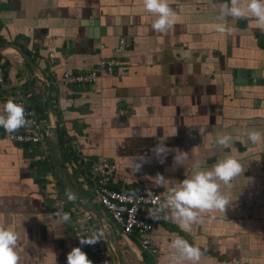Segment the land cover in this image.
I'll use <instances>...</instances> for the list:
<instances>
[{
	"label": "crops",
	"instance_id": "crops-1",
	"mask_svg": "<svg viewBox=\"0 0 264 264\" xmlns=\"http://www.w3.org/2000/svg\"><path fill=\"white\" fill-rule=\"evenodd\" d=\"M218 2L169 0L176 22L161 34L153 32L156 17L143 0H0V37L34 57L30 60L49 80L56 123L74 151L71 160L87 156L89 170L92 161L114 162L113 186L131 192L165 191L154 185L158 173L171 187L191 174L196 161L210 168L232 154L243 166L230 192L223 189L234 201L226 213H205L192 234L159 220L152 233L158 250L150 253L140 248L137 235L121 233L94 201L93 181L80 168L70 173L65 161L59 172L66 189L96 213L68 200L54 174V139L47 134L43 139L50 163L36 162L27 144L6 139L0 128V224L11 223L19 231L21 264H67L74 247L92 260L73 230L75 212H87L104 231L106 245L113 248L112 253L107 245L112 264H171L170 244L177 235L201 248L199 264H264V139L258 144L247 139L251 130L264 133V30L253 20L229 18L231 34L220 35L212 27ZM120 39L125 46L116 51ZM0 58L5 62L0 113L8 96L21 97L47 125L45 85L15 52ZM101 58L129 65L101 73L91 84L59 82L63 71L87 72ZM200 127L206 128L203 136ZM221 133L233 137L231 148L216 144ZM160 141L189 153L183 166L175 165V152L160 163L152 153ZM137 156L149 159L134 172ZM44 177L52 182L41 181ZM58 211L69 213L70 221L63 222Z\"/></svg>",
	"mask_w": 264,
	"mask_h": 264
},
{
	"label": "clouds",
	"instance_id": "clouds-1",
	"mask_svg": "<svg viewBox=\"0 0 264 264\" xmlns=\"http://www.w3.org/2000/svg\"><path fill=\"white\" fill-rule=\"evenodd\" d=\"M143 7L156 17L151 25L153 32L165 33L175 25L177 10L172 7L169 0H143ZM219 13L217 22L212 25L213 29L220 35H230L232 29L226 21L232 20H253L258 28L264 30V0H219ZM22 103H17L9 98L3 106V113H0V128L7 133L18 132L21 128L31 126L32 121ZM199 134L203 136L206 128L200 127ZM233 137L230 134H217L216 144L222 148H231ZM247 139L252 144H258L264 139V133L251 130L247 133ZM169 152H175L174 163L176 166H183L188 160L189 153L180 149H170L160 141L153 149V155L164 163ZM148 157L137 156L132 160V169L137 172L143 163L148 162ZM191 174L186 173V178L177 185L169 186V179L162 174L153 178L156 187L165 189V197L161 201L156 197L151 202L154 208L150 212L153 219L171 220L178 224L182 231L192 234L193 226L204 222L205 213L226 211L233 206V200L229 193L223 191L225 187L230 190L233 187V180L242 171L243 166L235 155H225L214 165L203 167L200 161L192 165ZM69 201L76 199V194L70 190L66 191ZM151 198V192H147ZM63 222L70 221L71 216L67 212L58 211ZM104 231H93L91 234L80 238L81 245H94L103 240ZM20 233L11 223L0 224V264H21L19 252ZM171 264H199L203 252L195 243H190L179 235L170 244ZM67 264H93L86 252L81 247H74L67 254Z\"/></svg>",
	"mask_w": 264,
	"mask_h": 264
},
{
	"label": "built area",
	"instance_id": "built-area-1",
	"mask_svg": "<svg viewBox=\"0 0 264 264\" xmlns=\"http://www.w3.org/2000/svg\"><path fill=\"white\" fill-rule=\"evenodd\" d=\"M125 46L124 40H119L116 51H121ZM129 61L118 58H101L95 66L87 72H76L71 69L63 71L59 77V82L63 85L91 84L96 81L101 73L113 74L117 69L125 68ZM5 83V62L0 58V87ZM13 98L17 103H22L28 113V118L32 121L31 126L21 128L18 132L7 133L2 128L3 136L13 142L25 143L28 145L30 158L36 162L50 163V152L47 149L44 136L47 134L48 125L41 122L37 114L25 104L21 97L12 95L5 99ZM37 147V148H34ZM90 159L82 154L77 156V160H69L65 163L67 170L72 173L75 169L88 165ZM90 173L94 181L92 186L93 199L99 203L106 212L109 213L112 221L120 228L124 235L135 234L139 240V246L150 253H156L158 248L154 242L152 233L156 223L161 219H153L150 216L154 208L151 202L156 197L162 201L165 191L155 190L145 187L137 192H131L124 188H117L112 184V177L115 171L114 162L106 159L92 161L90 163ZM52 180V178H50ZM151 192V198L147 197V192ZM77 217L73 225L75 234L83 238L93 231H99L96 224L91 222V216L87 212L76 213ZM87 250L93 264H112L110 253L105 239L94 245H87Z\"/></svg>",
	"mask_w": 264,
	"mask_h": 264
},
{
	"label": "water",
	"instance_id": "water-1",
	"mask_svg": "<svg viewBox=\"0 0 264 264\" xmlns=\"http://www.w3.org/2000/svg\"><path fill=\"white\" fill-rule=\"evenodd\" d=\"M90 25L94 26L96 24H91ZM95 31V32H94ZM93 32L96 34V29ZM8 51L15 52L33 71V73L40 79V81L45 85L46 87V99H47V109H46V116H47V135L50 136L52 139L56 141V167L54 170V174L57 177L59 183L63 187L65 191H68L64 185V181L62 176L60 175L59 168H60V151H59V143H58V138L56 136V115L53 109V104L51 100V85L49 80H47L46 76L36 67V65L30 60L29 57H27L19 48L15 47L14 45L8 44L4 46H0V53L5 54L8 53ZM40 180V179H38ZM41 181H44L45 183H51L52 180L48 179L47 177H44L41 179ZM45 183L41 185V188H45ZM56 193L58 192L57 190L55 191ZM45 198L48 197L47 194L44 195ZM75 201L80 204L82 207H84L86 210H89L92 213H96L94 209L86 205L85 203L81 202L79 199H75ZM107 245L109 247V250L113 253V248L111 244L107 241ZM117 264H120L119 261H117Z\"/></svg>",
	"mask_w": 264,
	"mask_h": 264
},
{
	"label": "trees",
	"instance_id": "trees-1",
	"mask_svg": "<svg viewBox=\"0 0 264 264\" xmlns=\"http://www.w3.org/2000/svg\"><path fill=\"white\" fill-rule=\"evenodd\" d=\"M6 43L7 42L0 37V46L5 45ZM25 54L32 61H34V57H32L28 52H25ZM51 88H52V86H51ZM45 109H46V105L43 108V117H46V115L44 113L45 112ZM34 112L37 114V111L36 110ZM56 136L58 138V143H59L60 165H62L63 162L71 160V158H72V156L74 154V151H73L72 146H71L70 138L66 135V132L63 129V127L60 126L57 123H56ZM74 160H77V158L74 159ZM54 166H55V163L53 162L52 168H54ZM49 170H50V172H52L51 169H49ZM79 170L84 175V177L88 180V182L90 184H93L94 183V181L91 180V178H92L91 177V173H90V170H89V168L87 166L80 167ZM92 181H93V183H92ZM58 185H59V183H58Z\"/></svg>",
	"mask_w": 264,
	"mask_h": 264
}]
</instances>
